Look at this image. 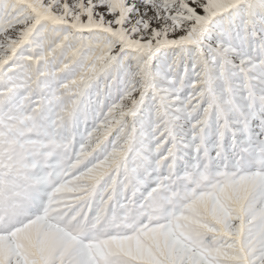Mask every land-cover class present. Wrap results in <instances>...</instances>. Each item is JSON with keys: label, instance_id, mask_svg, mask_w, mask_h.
<instances>
[{"label": "snow or ice", "instance_id": "obj_1", "mask_svg": "<svg viewBox=\"0 0 264 264\" xmlns=\"http://www.w3.org/2000/svg\"><path fill=\"white\" fill-rule=\"evenodd\" d=\"M0 264H264V0H0Z\"/></svg>", "mask_w": 264, "mask_h": 264}]
</instances>
